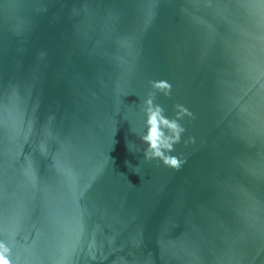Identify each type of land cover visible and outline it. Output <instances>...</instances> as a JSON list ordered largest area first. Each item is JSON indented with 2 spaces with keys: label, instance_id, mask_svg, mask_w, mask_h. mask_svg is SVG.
I'll return each instance as SVG.
<instances>
[{
  "label": "water",
  "instance_id": "obj_1",
  "mask_svg": "<svg viewBox=\"0 0 264 264\" xmlns=\"http://www.w3.org/2000/svg\"><path fill=\"white\" fill-rule=\"evenodd\" d=\"M149 93L192 114L178 171L143 157ZM0 243L11 264H264V0H0Z\"/></svg>",
  "mask_w": 264,
  "mask_h": 264
},
{
  "label": "clouds",
  "instance_id": "obj_2",
  "mask_svg": "<svg viewBox=\"0 0 264 264\" xmlns=\"http://www.w3.org/2000/svg\"><path fill=\"white\" fill-rule=\"evenodd\" d=\"M152 88L162 92L165 96L169 95L171 86L166 81L152 82ZM155 95L149 93L147 99L144 100V127L146 131L139 137L140 141L147 145L143 152L145 161L159 160L165 167L179 170L184 161L170 155L174 148L173 146L180 141L181 135L185 129L179 123V120L185 116L191 117V113L183 106H177V115L173 118H168L164 114V108L159 104L154 103ZM189 143L192 141L189 140ZM7 247L0 243V264H11L7 257Z\"/></svg>",
  "mask_w": 264,
  "mask_h": 264
}]
</instances>
